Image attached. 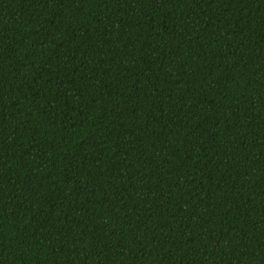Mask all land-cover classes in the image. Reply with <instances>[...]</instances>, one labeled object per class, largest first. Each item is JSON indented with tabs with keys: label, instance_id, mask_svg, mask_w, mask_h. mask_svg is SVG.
Segmentation results:
<instances>
[{
	"label": "trees",
	"instance_id": "1",
	"mask_svg": "<svg viewBox=\"0 0 264 264\" xmlns=\"http://www.w3.org/2000/svg\"><path fill=\"white\" fill-rule=\"evenodd\" d=\"M0 264H264V0H0Z\"/></svg>",
	"mask_w": 264,
	"mask_h": 264
}]
</instances>
